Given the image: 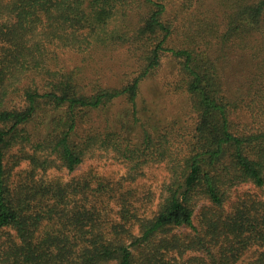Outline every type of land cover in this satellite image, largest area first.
<instances>
[{"label":"trees","instance_id":"16d2710c","mask_svg":"<svg viewBox=\"0 0 264 264\" xmlns=\"http://www.w3.org/2000/svg\"><path fill=\"white\" fill-rule=\"evenodd\" d=\"M122 47L137 69L121 86H86L77 69L59 67L58 50ZM167 54L196 115L191 128L175 120L160 131L141 117L143 82ZM233 76L242 82L236 94ZM117 100L129 104L130 123L108 118L96 129L94 113ZM100 147L135 172L167 164L170 181L152 218L123 205L120 221H110L108 202L88 200L84 180H38L57 166L75 171ZM22 161L31 169L17 182ZM244 183L264 187V0H0V233L15 232L0 235V264H137L136 251L142 264H264V204L246 200L222 212ZM73 196L89 203L71 210ZM201 200L213 208L199 230ZM187 250L200 256L165 260Z\"/></svg>","mask_w":264,"mask_h":264},{"label":"rangeland","instance_id":"374dc122","mask_svg":"<svg viewBox=\"0 0 264 264\" xmlns=\"http://www.w3.org/2000/svg\"><path fill=\"white\" fill-rule=\"evenodd\" d=\"M59 67L73 72L77 69L78 81L86 86L93 85H113L121 86L129 78L132 77V72L137 69L136 62L131 57L129 51L125 48L96 50L85 54L76 53L68 49L58 50ZM59 69V68H58ZM178 70L177 61L167 54L162 59V65L146 80L142 85V107H146L141 114L144 121L148 124L159 126V130L170 127L177 120L178 127L185 126L191 128L196 119V115L191 110L190 98L185 91L178 88ZM242 82L238 76L230 77L228 80V89L230 93L236 94ZM130 106L125 100H117L110 109L101 112H95L96 129L103 131L106 120H118L121 118L125 122L132 120L131 116L127 115ZM249 116V115H248ZM138 128V127H137ZM82 133V132H81ZM133 142L138 141L135 137ZM16 153V150L12 152ZM10 161H12L10 157ZM11 163V162H10ZM31 169L28 161H22L15 169L17 182L26 180L27 172ZM39 181L54 182L64 186L65 184L76 185L80 180L90 184V196L88 200H95L97 206L100 204H109L108 211L101 210L103 214H107L106 218L110 221L119 222L120 209L123 205L131 208L132 212L137 213L139 218H152L158 210L162 200L164 186L170 181V171L165 162H151L145 165L139 171L131 170V166L125 160L118 157V153L113 149L104 150L101 147L90 153L83 164L75 171L70 172L66 168L54 167L47 172H41L38 176ZM106 186V190L101 188ZM106 196L100 198V196ZM109 197V198H107ZM99 200L97 201V199ZM248 200L250 205L257 203L264 204V187L258 188L252 183H244L233 188L229 197L222 208V212L226 215L236 211L239 208V203ZM89 203L82 197L73 196L66 207L74 209L77 203ZM98 202V203H97ZM212 209V205L207 200H201L194 215V223L199 230L205 228L203 224V215L208 209ZM100 211V212H101ZM101 212V213H102ZM207 228V227H206ZM139 223L134 225V228H129L133 235L139 234ZM15 235L14 230H8ZM175 233H192L196 232L188 229H175ZM7 231L0 233L2 238L8 236ZM125 239V238H123ZM125 239V242H129ZM3 240V239H2ZM151 249V248H150ZM245 254V261L256 256L261 247H253ZM142 251H136L137 264H142ZM200 256L194 250H187L182 255L174 252L168 255L165 260L170 262V259L176 258L180 261H187L189 258ZM175 261V260H174ZM109 264H115L111 262Z\"/></svg>","mask_w":264,"mask_h":264}]
</instances>
